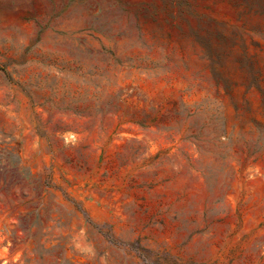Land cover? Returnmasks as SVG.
Returning a JSON list of instances; mask_svg holds the SVG:
<instances>
[{
	"label": "rangeland",
	"instance_id": "1",
	"mask_svg": "<svg viewBox=\"0 0 264 264\" xmlns=\"http://www.w3.org/2000/svg\"><path fill=\"white\" fill-rule=\"evenodd\" d=\"M0 264H264V0H0Z\"/></svg>",
	"mask_w": 264,
	"mask_h": 264
}]
</instances>
